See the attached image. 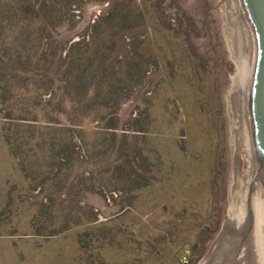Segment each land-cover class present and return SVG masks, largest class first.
Segmentation results:
<instances>
[{"label": "rangeland", "instance_id": "374dc122", "mask_svg": "<svg viewBox=\"0 0 264 264\" xmlns=\"http://www.w3.org/2000/svg\"><path fill=\"white\" fill-rule=\"evenodd\" d=\"M69 1L54 66L62 84L75 60L60 110L78 119L57 112L61 89L35 115L0 113L4 264H185V248L186 264H255L249 230L225 229L237 63L222 0Z\"/></svg>", "mask_w": 264, "mask_h": 264}, {"label": "trees", "instance_id": "16d2710c", "mask_svg": "<svg viewBox=\"0 0 264 264\" xmlns=\"http://www.w3.org/2000/svg\"><path fill=\"white\" fill-rule=\"evenodd\" d=\"M71 10L69 0H0V113L6 111L10 120L19 121L28 114L32 116L33 109L42 105L45 93L53 95L59 89L64 93L54 105L59 107L57 112L66 115L71 122L78 119V116L72 117L60 110L64 107L74 109L76 105L72 96L78 74L74 71L75 60L70 59L69 67L63 71L65 79H59L64 81L62 84H58L56 78L61 66H54L59 50L55 37L63 27L64 15ZM76 45L79 43L71 44L70 50ZM84 73L83 69L80 74ZM82 86L87 89L88 81L83 80ZM18 90L30 96L25 97ZM24 99L26 107L20 102ZM45 102L49 108L53 99ZM4 138L10 145V136L4 134Z\"/></svg>", "mask_w": 264, "mask_h": 264}, {"label": "bare ground", "instance_id": "6f19581e", "mask_svg": "<svg viewBox=\"0 0 264 264\" xmlns=\"http://www.w3.org/2000/svg\"><path fill=\"white\" fill-rule=\"evenodd\" d=\"M220 8L226 21L232 57L237 63V71L232 76V85L227 97L236 168L232 178L231 207L225 229L237 228L241 232L248 229L247 239L252 250L251 256L255 259V264H264L263 168L255 146L251 110L256 39L242 0H222ZM243 158L250 162V167L245 172L242 166Z\"/></svg>", "mask_w": 264, "mask_h": 264}, {"label": "water", "instance_id": "95a60500", "mask_svg": "<svg viewBox=\"0 0 264 264\" xmlns=\"http://www.w3.org/2000/svg\"><path fill=\"white\" fill-rule=\"evenodd\" d=\"M256 39V65L251 103L254 141L264 180V0H242Z\"/></svg>", "mask_w": 264, "mask_h": 264}, {"label": "crops", "instance_id": "0c3cea01", "mask_svg": "<svg viewBox=\"0 0 264 264\" xmlns=\"http://www.w3.org/2000/svg\"><path fill=\"white\" fill-rule=\"evenodd\" d=\"M13 236H0V264H4L3 259L6 258L8 255L7 253L9 252L8 248L11 246V243H13L14 238ZM13 239V240H12ZM5 247V248H4ZM12 249L11 255H14V245L10 247Z\"/></svg>", "mask_w": 264, "mask_h": 264}, {"label": "built area", "instance_id": "2783aa9c", "mask_svg": "<svg viewBox=\"0 0 264 264\" xmlns=\"http://www.w3.org/2000/svg\"><path fill=\"white\" fill-rule=\"evenodd\" d=\"M191 252L189 251V249H187V248H185L184 250H183V254H182V262L183 263H188L189 262V260H190V254Z\"/></svg>", "mask_w": 264, "mask_h": 264}, {"label": "flooded vegetation", "instance_id": "af4514ba", "mask_svg": "<svg viewBox=\"0 0 264 264\" xmlns=\"http://www.w3.org/2000/svg\"><path fill=\"white\" fill-rule=\"evenodd\" d=\"M248 245L250 246V244L248 243Z\"/></svg>", "mask_w": 264, "mask_h": 264}]
</instances>
